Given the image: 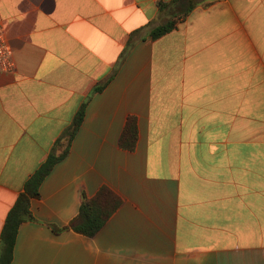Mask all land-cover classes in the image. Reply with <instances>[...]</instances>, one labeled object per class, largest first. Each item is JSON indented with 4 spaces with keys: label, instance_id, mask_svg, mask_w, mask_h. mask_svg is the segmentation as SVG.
I'll return each mask as SVG.
<instances>
[{
    "label": "crops",
    "instance_id": "obj_1",
    "mask_svg": "<svg viewBox=\"0 0 264 264\" xmlns=\"http://www.w3.org/2000/svg\"><path fill=\"white\" fill-rule=\"evenodd\" d=\"M187 7L0 0L16 64L0 72V245L25 183L86 103L11 264H264V0L198 5L152 37ZM131 116L134 150L120 146ZM102 187L121 204L94 236L76 232L83 196Z\"/></svg>",
    "mask_w": 264,
    "mask_h": 264
},
{
    "label": "trees",
    "instance_id": "obj_2",
    "mask_svg": "<svg viewBox=\"0 0 264 264\" xmlns=\"http://www.w3.org/2000/svg\"><path fill=\"white\" fill-rule=\"evenodd\" d=\"M184 0H173L178 3ZM218 0H188V7L183 15L172 17L166 23L152 30L151 35L158 39L173 30L183 21L188 14L198 5L205 7ZM166 6V3H160ZM97 90H100L98 88ZM86 114V103L77 111L71 125L56 144V151L52 152L47 160L39 167L25 183L24 191L19 195L16 203L10 209L3 227L0 245V264H11L19 228L22 223L35 220L32 212V201L40 197L41 186L54 167L64 160L69 152L73 140L78 133ZM138 139L137 118L131 116L124 128L120 139V146L124 149L134 150ZM59 150V152H57ZM121 200L107 187H102L94 198L83 196L81 209L77 218L71 223V228L87 236H94L111 215L118 209ZM57 232L60 230L55 229Z\"/></svg>",
    "mask_w": 264,
    "mask_h": 264
},
{
    "label": "built area",
    "instance_id": "obj_3",
    "mask_svg": "<svg viewBox=\"0 0 264 264\" xmlns=\"http://www.w3.org/2000/svg\"><path fill=\"white\" fill-rule=\"evenodd\" d=\"M15 68L13 49L7 41L4 26L0 20V72H13Z\"/></svg>",
    "mask_w": 264,
    "mask_h": 264
},
{
    "label": "rangeland",
    "instance_id": "obj_4",
    "mask_svg": "<svg viewBox=\"0 0 264 264\" xmlns=\"http://www.w3.org/2000/svg\"><path fill=\"white\" fill-rule=\"evenodd\" d=\"M180 15H183V14H180Z\"/></svg>",
    "mask_w": 264,
    "mask_h": 264
}]
</instances>
